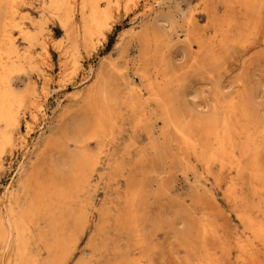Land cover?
I'll return each mask as SVG.
<instances>
[{
  "label": "rangeland",
  "instance_id": "1",
  "mask_svg": "<svg viewBox=\"0 0 264 264\" xmlns=\"http://www.w3.org/2000/svg\"><path fill=\"white\" fill-rule=\"evenodd\" d=\"M48 1L16 4L17 23L33 32L32 44L16 28L9 33L22 56L8 74L12 89L25 94L29 88L32 100L43 102L48 80L52 121L46 141L58 138L20 197L32 225L48 234L44 243L32 242L30 253L48 261L55 247L46 228L50 179L66 193L90 157L96 163L88 192L95 205L92 224L68 264H264V245L240 220L249 206L264 209V0H163L149 16L143 13L150 0H102L109 30L86 40L78 30L81 0L65 27L44 9ZM160 14L167 21L151 28ZM89 69L94 75L85 82ZM101 69L118 95L108 106L90 92ZM65 110L68 124H85L81 144L50 135ZM32 112L27 99L17 137L26 134ZM226 136L232 156L211 160ZM19 146L5 156L0 195L22 160ZM51 157L63 166L57 175ZM117 161L123 163L118 169ZM101 210L110 216L105 232H99ZM126 214L129 220L120 223ZM242 243L249 244L246 250Z\"/></svg>",
  "mask_w": 264,
  "mask_h": 264
},
{
  "label": "bare ground",
  "instance_id": "2",
  "mask_svg": "<svg viewBox=\"0 0 264 264\" xmlns=\"http://www.w3.org/2000/svg\"><path fill=\"white\" fill-rule=\"evenodd\" d=\"M5 1H7V4L4 5L8 6L9 11H7V16L4 18V23L0 20V24L2 25L0 29V170L3 168L5 156L16 150L19 145L22 160L18 162L16 172L14 171V177L4 187L0 195V264H68L75 245L92 224L91 215L95 205L92 195L90 196L88 192L91 188V178L95 171L96 163L93 164V161L89 157V165H86L87 162L84 163L75 178L73 187L66 193L62 194L59 188L56 187V183L50 179L51 183L46 192V228L50 230V234L55 240V247H50L52 251L50 250L48 261L45 258L42 259L40 256L32 255L29 250L32 242L38 239V241L44 243L46 237L48 238V234L40 230L39 226L32 225L31 212H26V209H23L21 206V194L38 177V173L44 165V154L46 151L51 150L53 145L57 147L58 138L55 136L62 133V135L69 136L68 139L75 144H81L84 135L82 129L85 124L79 119H74L71 124H68L66 115L69 112L65 110L61 115L58 130L53 129L50 133L55 138L51 141L50 139L46 141V129L50 128L52 121L48 113V105H46V98L50 96L48 80H45V85L43 84L44 86L41 88V92H44V95L41 94L45 98L42 101L45 104H42L43 102H40L41 100L39 101L37 98L36 100L34 99L35 101L32 100L30 95L33 93H31L32 91L29 88L25 91V94H16L12 89L11 82L9 81L10 75L8 74L12 71L14 65H19L22 56L16 50L15 40L9 34L11 33L10 29H18L20 35L29 44L33 43L34 38L31 30L17 23L19 11L16 4L18 0H0V9L2 8V2L4 3ZM100 1L102 0H81L80 12L83 14V18L80 23H77L80 27L78 30H81L80 32L83 33V39L85 40L91 39L96 30H109L108 20L110 17L107 11L101 10ZM104 1L108 5L111 2V0ZM162 1L150 0L146 2L143 15L149 16L152 14L154 12V5H159ZM78 4L79 0H49L44 4V9L46 12H51L54 17L56 16L62 27H65V24L67 25L68 21L70 19L73 20V17L76 15L75 12L78 10H76ZM153 19L154 22L150 24L151 28L166 22L168 18L160 14L156 15ZM148 31L145 30L146 33L144 35L148 36ZM79 42L80 39L78 38L76 49L79 46ZM24 53H26L28 62L31 61L32 55L30 52ZM68 75L63 77L62 83L68 80L66 79ZM93 75L94 71L91 69L88 71L84 81L89 82ZM33 91L36 92L37 90L33 89ZM90 92H94L100 97L105 106H108L109 102L118 98V95L111 93L109 77H107L105 70L102 69L97 72L96 83ZM131 92H136V90L132 88ZM27 99L30 102V106L33 107L34 112L30 113V121L25 120L26 134L17 137L20 127L19 109L24 108ZM166 114L167 119L172 122L171 112L168 110ZM2 124L4 125L3 128L1 127ZM70 125L74 127V133L70 132ZM34 134L36 136L32 138ZM232 144L231 137L226 136L221 138L215 150L209 155L210 159L221 160L223 158L226 160L228 157H231L230 148H233ZM34 157H37L38 160L32 162ZM106 157L107 167L110 168L113 165V155L109 154ZM122 164L117 161L115 163L116 169L122 167ZM46 165H48L47 161ZM49 165L54 175L59 174V169L63 170V166L59 164L58 160L55 161L53 157H51ZM73 165H77L75 169L79 168L76 162ZM259 187L255 186L257 194L260 192ZM236 200L238 202L243 199L239 197ZM109 218L110 216L107 212L101 210L99 214L101 224L99 232L108 230ZM117 220L120 223H126L129 220V216L126 214L121 218H117ZM240 220L246 226L250 235L254 236L258 242L264 245V209H260L258 206H249V209L240 216ZM248 245V243H242L240 246L246 250ZM53 248L57 249L54 250Z\"/></svg>",
  "mask_w": 264,
  "mask_h": 264
}]
</instances>
